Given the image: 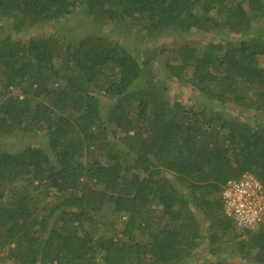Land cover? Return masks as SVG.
<instances>
[{"label":"trees","instance_id":"1","mask_svg":"<svg viewBox=\"0 0 264 264\" xmlns=\"http://www.w3.org/2000/svg\"><path fill=\"white\" fill-rule=\"evenodd\" d=\"M245 173L264 191V0H0V264H264L223 211Z\"/></svg>","mask_w":264,"mask_h":264},{"label":"built area","instance_id":"2","mask_svg":"<svg viewBox=\"0 0 264 264\" xmlns=\"http://www.w3.org/2000/svg\"><path fill=\"white\" fill-rule=\"evenodd\" d=\"M223 211L234 217L239 228L264 230V191L251 174L229 180L222 191Z\"/></svg>","mask_w":264,"mask_h":264},{"label":"rangeland","instance_id":"3","mask_svg":"<svg viewBox=\"0 0 264 264\" xmlns=\"http://www.w3.org/2000/svg\"><path fill=\"white\" fill-rule=\"evenodd\" d=\"M46 28L44 29H38L37 31L35 30L34 32H40V31H43L45 30ZM54 31L56 30V27L54 28H48L47 31ZM111 33V35L116 38L117 37V33H120L119 29L114 32V31H111V30H107ZM61 34H64V33H61ZM171 39L175 40V37L174 35H168L166 37H159L158 38V41L155 43V45L157 46H160L162 43H165L166 41H170ZM140 49H144V45L140 46ZM138 53L137 56H141V52L140 51H137ZM166 59V55L165 54H159L157 56V62H156V65L154 66L155 67V70L156 72L160 75V76H166L167 75V72L164 68V61ZM189 75L190 74V71L188 73ZM191 77V76H190ZM184 82H180L179 81H176L175 79H172L171 81H168V96L170 97V99L173 101V100H182V101H185V102H189L191 101V98L194 94H196V91L193 92V89L191 87V84L190 83H185L183 84ZM192 102V101H191ZM236 111L235 110H232L231 113L234 114ZM10 140L11 144L12 145H15V144H18L19 142H21L22 140H26V137H23V136H15V137H12V138H7ZM261 228L259 227H256L252 230L254 231H258L260 230ZM241 231V229H239ZM204 243L201 244V246L199 247L198 251L195 252V255L193 257L190 258V262H195L197 264H205L207 262V259L210 260V256L207 252V250L205 249L204 247ZM206 254V255H205ZM230 254V253H229ZM235 255H237L235 253Z\"/></svg>","mask_w":264,"mask_h":264}]
</instances>
